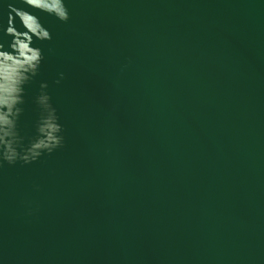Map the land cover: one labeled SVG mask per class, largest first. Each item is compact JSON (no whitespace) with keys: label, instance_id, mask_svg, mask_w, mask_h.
Segmentation results:
<instances>
[{"label":"water","instance_id":"95a60500","mask_svg":"<svg viewBox=\"0 0 264 264\" xmlns=\"http://www.w3.org/2000/svg\"><path fill=\"white\" fill-rule=\"evenodd\" d=\"M64 3L0 0L4 50L51 33L0 102V264H264V0Z\"/></svg>","mask_w":264,"mask_h":264},{"label":"clouds","instance_id":"9594fccd","mask_svg":"<svg viewBox=\"0 0 264 264\" xmlns=\"http://www.w3.org/2000/svg\"><path fill=\"white\" fill-rule=\"evenodd\" d=\"M30 7H35L42 11L55 14L60 20L68 21L70 18L64 0H55L56 7H53L54 0H24ZM23 24L28 30L25 33H20L16 29L9 28L8 33L14 36L11 44V51L4 50V45L0 44V102L7 106L10 101H13L15 94L19 90V85L26 74L37 68L43 60L42 50L32 46L33 37L40 39H51V33L41 25L43 36L38 33H33L27 24L24 23V17L34 15L27 11H20L19 13ZM30 34V35H29Z\"/></svg>","mask_w":264,"mask_h":264}]
</instances>
